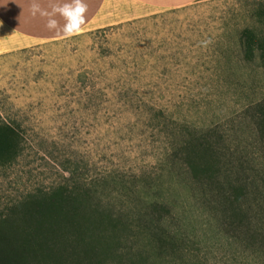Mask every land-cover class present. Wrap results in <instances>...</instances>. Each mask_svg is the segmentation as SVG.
<instances>
[{
  "label": "rangeland",
  "instance_id": "rangeland-1",
  "mask_svg": "<svg viewBox=\"0 0 264 264\" xmlns=\"http://www.w3.org/2000/svg\"><path fill=\"white\" fill-rule=\"evenodd\" d=\"M259 1L141 10L0 54V121L22 137L15 163L0 168V210L30 191L76 188L138 233L133 251L149 248L148 231L172 237L175 251L150 250L147 264H264V249L214 225L180 157L201 135L255 153L246 108L264 98V68L241 59L238 34L257 28Z\"/></svg>",
  "mask_w": 264,
  "mask_h": 264
},
{
  "label": "trees",
  "instance_id": "trees-1",
  "mask_svg": "<svg viewBox=\"0 0 264 264\" xmlns=\"http://www.w3.org/2000/svg\"><path fill=\"white\" fill-rule=\"evenodd\" d=\"M253 16L257 28L246 27L238 34L240 57L264 68V0ZM246 112L253 124L255 153L235 156L220 138L201 135L185 142L180 157L214 225L249 247L264 249V98ZM21 152L18 129L0 121V168L11 167ZM77 192L65 186L30 191L6 204L0 210V264H147L150 250L158 259L175 251L174 240L163 231L144 234L148 249L126 247L138 233L118 217L77 200ZM155 210L168 212L162 204Z\"/></svg>",
  "mask_w": 264,
  "mask_h": 264
},
{
  "label": "crops",
  "instance_id": "crops-1",
  "mask_svg": "<svg viewBox=\"0 0 264 264\" xmlns=\"http://www.w3.org/2000/svg\"><path fill=\"white\" fill-rule=\"evenodd\" d=\"M198 1L200 0H84L88 11L82 31L136 18L141 10L179 9ZM37 2L48 9L55 0ZM31 3L32 0H0V20L3 21V27H0V54L24 49L32 43L64 38L62 33L46 28L45 18L31 15ZM57 19L62 26L63 20L59 17Z\"/></svg>",
  "mask_w": 264,
  "mask_h": 264
},
{
  "label": "clouds",
  "instance_id": "clouds-1",
  "mask_svg": "<svg viewBox=\"0 0 264 264\" xmlns=\"http://www.w3.org/2000/svg\"><path fill=\"white\" fill-rule=\"evenodd\" d=\"M87 11L88 5L84 3V0H67V2L55 0L48 9L43 8L37 0H32L30 5L32 16L39 15L45 18L46 28L62 33L65 38H71L82 31L86 23ZM57 17L63 20L62 26ZM0 27H3L2 20H0Z\"/></svg>",
  "mask_w": 264,
  "mask_h": 264
}]
</instances>
